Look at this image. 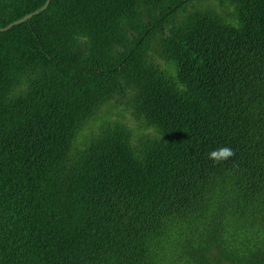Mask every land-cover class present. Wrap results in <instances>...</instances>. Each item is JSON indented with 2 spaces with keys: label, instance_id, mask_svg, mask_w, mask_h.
Instances as JSON below:
<instances>
[{
  "label": "trees",
  "instance_id": "obj_1",
  "mask_svg": "<svg viewBox=\"0 0 264 264\" xmlns=\"http://www.w3.org/2000/svg\"><path fill=\"white\" fill-rule=\"evenodd\" d=\"M47 1L0 0V264H264V0Z\"/></svg>",
  "mask_w": 264,
  "mask_h": 264
},
{
  "label": "clouds",
  "instance_id": "obj_2",
  "mask_svg": "<svg viewBox=\"0 0 264 264\" xmlns=\"http://www.w3.org/2000/svg\"><path fill=\"white\" fill-rule=\"evenodd\" d=\"M233 155H234V151L229 146H224V147L218 148L216 150H213L210 153V157L214 161L227 160L228 158L232 157Z\"/></svg>",
  "mask_w": 264,
  "mask_h": 264
},
{
  "label": "water",
  "instance_id": "obj_3",
  "mask_svg": "<svg viewBox=\"0 0 264 264\" xmlns=\"http://www.w3.org/2000/svg\"><path fill=\"white\" fill-rule=\"evenodd\" d=\"M49 2V0L47 1V3ZM45 6L42 7V9L44 8ZM30 17V15L28 16H25L23 19L19 20V21H16L10 25H8L6 28H3V29H0V31H3V30H8L10 28H12L15 24H21L23 23L24 21H26L28 18Z\"/></svg>",
  "mask_w": 264,
  "mask_h": 264
},
{
  "label": "bare ground",
  "instance_id": "obj_4",
  "mask_svg": "<svg viewBox=\"0 0 264 264\" xmlns=\"http://www.w3.org/2000/svg\"><path fill=\"white\" fill-rule=\"evenodd\" d=\"M94 200V199H93ZM96 213V212H95ZM95 221V220H94ZM118 235V234H117Z\"/></svg>",
  "mask_w": 264,
  "mask_h": 264
}]
</instances>
